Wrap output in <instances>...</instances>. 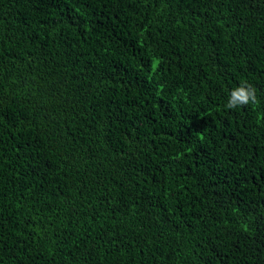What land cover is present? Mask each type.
<instances>
[{
	"label": "trees",
	"instance_id": "trees-1",
	"mask_svg": "<svg viewBox=\"0 0 264 264\" xmlns=\"http://www.w3.org/2000/svg\"><path fill=\"white\" fill-rule=\"evenodd\" d=\"M0 264H264V0H0Z\"/></svg>",
	"mask_w": 264,
	"mask_h": 264
},
{
	"label": "clouds",
	"instance_id": "clouds-1",
	"mask_svg": "<svg viewBox=\"0 0 264 264\" xmlns=\"http://www.w3.org/2000/svg\"><path fill=\"white\" fill-rule=\"evenodd\" d=\"M258 98L255 89L246 83L232 89L229 93L228 102L225 105L228 109H235L249 104H255Z\"/></svg>",
	"mask_w": 264,
	"mask_h": 264
}]
</instances>
